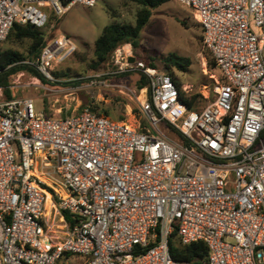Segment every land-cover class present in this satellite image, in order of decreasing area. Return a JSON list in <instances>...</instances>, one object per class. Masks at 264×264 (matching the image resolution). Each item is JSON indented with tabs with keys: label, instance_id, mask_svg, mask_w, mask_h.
Segmentation results:
<instances>
[{
	"label": "built area",
	"instance_id": "built-area-1",
	"mask_svg": "<svg viewBox=\"0 0 264 264\" xmlns=\"http://www.w3.org/2000/svg\"><path fill=\"white\" fill-rule=\"evenodd\" d=\"M179 1L219 71L206 104L190 108L173 75L131 62L129 43L113 51L115 73L143 71L149 86L91 84L134 99L131 119L0 100V264H196L172 256L174 232L207 244L201 264H264V0ZM96 2L0 0V41L15 22L44 28L46 6ZM76 48L61 34L30 63L54 81Z\"/></svg>",
	"mask_w": 264,
	"mask_h": 264
},
{
	"label": "rangeland",
	"instance_id": "rangeland-1",
	"mask_svg": "<svg viewBox=\"0 0 264 264\" xmlns=\"http://www.w3.org/2000/svg\"><path fill=\"white\" fill-rule=\"evenodd\" d=\"M63 1V5H65ZM140 5L131 0H97L94 6L76 3L67 8L64 14L58 15L46 6L49 14L48 22L41 30L49 38V42L61 34L72 38L77 45L74 53L56 65L53 70L54 81H59L57 86L43 83L28 72H20L12 79V91L15 96H30L34 99L35 112L46 115L62 116L72 114L71 108L82 105H96L100 112H108L115 119L130 118L126 115V104H135L134 99L108 90L102 86L91 84L102 80L109 82L122 81L128 86H136L140 70L127 71L119 75L117 65L112 56L108 65L95 67L94 47L96 38L102 33L106 24L118 21L135 23L136 14ZM0 47L12 48L28 53V42L17 43L9 39L0 41ZM132 56L143 62L157 64L158 71L166 72L164 59L170 55L190 60L186 71L176 67L171 68L173 76L186 94L208 93V98H202L201 105L206 104L214 97V74H219L218 68H211L209 61L213 55L204 45L202 27L195 21L192 9L179 0H170L158 8L151 16L149 23L142 33L141 45L134 49L131 47ZM152 67V66H151ZM155 68V67H154ZM122 74V73H121ZM65 81H75L73 84H64ZM60 87L62 90H49L42 88ZM204 85H208L205 89ZM137 87V86H136ZM51 92H57L56 94ZM120 98L115 99V98ZM4 98L0 91V99ZM61 108V110H60ZM65 259L69 264H84L85 258L78 254H69Z\"/></svg>",
	"mask_w": 264,
	"mask_h": 264
},
{
	"label": "trees",
	"instance_id": "trees-1",
	"mask_svg": "<svg viewBox=\"0 0 264 264\" xmlns=\"http://www.w3.org/2000/svg\"><path fill=\"white\" fill-rule=\"evenodd\" d=\"M67 3L68 0H63ZM140 5L136 14L135 23H123L113 21L105 25L102 33L95 40L94 56L95 67H102L108 65L113 51L120 45L129 43L134 49L141 45L142 33L144 28L150 21L151 16L154 14L156 8L170 0H131ZM199 24V23H198ZM200 25V24H199ZM7 39L22 43L28 42L29 49L27 54L12 49L0 47V88L3 91L5 98L12 97V79L20 72H28L33 76L40 79L43 83L51 86H57L59 81H50L41 73V71L31 64L40 55L43 48L49 43L44 32L31 23L15 22L7 36ZM211 52V51H210ZM212 54V53H211ZM150 66L158 68L154 62L149 63ZM191 64L190 60L176 54L170 55L164 59L166 72L173 75L171 72L172 67H176L181 71H186ZM211 68H217L216 61H209ZM136 86L139 88L149 86V78L143 72L139 71ZM128 74L122 73L119 75ZM75 81H65L64 84H73ZM179 84V82H178ZM180 86V84H179ZM184 100L190 108H198L200 101L203 98L201 93L186 94L182 91ZM119 99L120 98H115ZM91 109L99 114L108 115V112L102 113L96 105H91ZM109 116V115H108ZM66 216L71 223H73V215L66 212ZM170 250L172 256L179 261H191L196 264H201L208 256L209 250L207 244L200 240L191 243H183L177 232H174L170 238Z\"/></svg>",
	"mask_w": 264,
	"mask_h": 264
},
{
	"label": "crops",
	"instance_id": "crops-1",
	"mask_svg": "<svg viewBox=\"0 0 264 264\" xmlns=\"http://www.w3.org/2000/svg\"><path fill=\"white\" fill-rule=\"evenodd\" d=\"M130 45H131V44H130ZM131 47H132V45H131ZM39 80H40V79H39ZM11 87H12V86H11ZM42 88H44V89H49V90H50V88H48L46 85H43ZM52 88L57 89L56 87H52ZM59 88H60V87H59ZM11 90H12V88H11ZM0 91H1V88H0ZM56 93H57V92H51L50 94H48V93L46 92L45 95H49V96H50L51 94H56ZM14 94H15V93L12 91V97L15 96ZM12 97H11V98H12ZM1 99H9V98H5V97H4V98H1ZM1 99H0V100H1ZM68 108H71V110L74 112V111L76 110L77 107H76V106L72 107V105H71V106H69ZM60 110H61V108H60Z\"/></svg>",
	"mask_w": 264,
	"mask_h": 264
},
{
	"label": "water",
	"instance_id": "water-1",
	"mask_svg": "<svg viewBox=\"0 0 264 264\" xmlns=\"http://www.w3.org/2000/svg\"><path fill=\"white\" fill-rule=\"evenodd\" d=\"M135 59H136V58L132 56L131 59H130V61H131V62H134Z\"/></svg>",
	"mask_w": 264,
	"mask_h": 264
},
{
	"label": "bare ground",
	"instance_id": "bare-ground-1",
	"mask_svg": "<svg viewBox=\"0 0 264 264\" xmlns=\"http://www.w3.org/2000/svg\"><path fill=\"white\" fill-rule=\"evenodd\" d=\"M126 48H127V49H130V46L128 45V46H126Z\"/></svg>",
	"mask_w": 264,
	"mask_h": 264
}]
</instances>
